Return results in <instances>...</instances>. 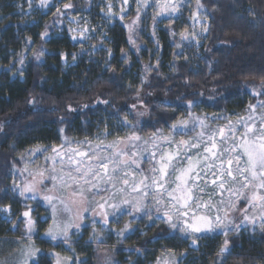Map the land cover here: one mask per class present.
Wrapping results in <instances>:
<instances>
[{"label": "trees", "instance_id": "16d2710c", "mask_svg": "<svg viewBox=\"0 0 264 264\" xmlns=\"http://www.w3.org/2000/svg\"><path fill=\"white\" fill-rule=\"evenodd\" d=\"M166 2L161 11L157 0H0V241L32 239L29 264H264L258 216L235 218L227 237H193L146 201L133 215L107 211V224L80 218L67 240L53 241L46 205L12 191L32 149L167 135L181 119L223 122L264 101V0ZM26 211L38 227L30 237Z\"/></svg>", "mask_w": 264, "mask_h": 264}, {"label": "snow or ice", "instance_id": "6c2138e0", "mask_svg": "<svg viewBox=\"0 0 264 264\" xmlns=\"http://www.w3.org/2000/svg\"><path fill=\"white\" fill-rule=\"evenodd\" d=\"M127 2L128 0H124V3ZM142 2L147 4V0ZM40 4L43 7L48 4V0H40ZM29 5L31 6V0ZM157 5L161 11L169 8L166 0L165 3L157 0ZM108 7L111 11V4ZM171 11H177V7L171 5ZM135 23L136 21H133V24ZM256 107V105H250L253 112ZM259 107L264 108V102H261ZM143 114L138 113V115ZM213 119L221 118L213 117ZM195 120L202 131L194 140L177 142L174 137H160L161 142L157 143L158 137L155 135L145 139L132 131L130 135L118 137L107 145L101 142L96 146L97 150H91L90 144V151L70 149L71 155H67V164H65L64 156H60L59 160L53 157V163L60 164L61 168L57 173L53 167L50 179L59 181L58 184H53V188L57 189L61 195L44 196L52 207L54 220L53 226L47 230L46 235L53 241L58 237L68 239V229L72 227V224L61 225L56 221V216L58 211H71L64 196V193L69 190L71 197L78 198V200L73 199L71 203L85 205L83 212L95 213L96 209H100L101 211L97 214L103 217L104 224L109 221L107 208L113 209L112 216L118 212L133 215L141 211L140 200L130 201L122 198L119 203H110L118 195L123 196L129 188L132 193H137L141 198L151 197L155 204V211L158 214L162 212L160 218L166 217L170 226L173 229H179L182 233L219 231L227 237L229 231L239 228V225L230 218V213L236 211L242 212L241 223L244 221L254 223L255 219L248 215L249 207L239 209V201L246 202L251 208L260 207L262 210L260 218L264 221V116L260 117L259 124L255 122L254 116L249 115L247 118H239L235 123L228 120L227 125L215 128L205 124L203 119L197 117ZM123 123L129 128H134L127 118ZM187 128L186 120L172 125V130L177 134ZM105 135L110 133L105 130ZM121 144L124 145L123 148L120 147ZM173 144L176 145L175 151L165 150V145L171 149ZM182 148L184 151H181ZM193 150H196L195 161L192 156ZM52 151L56 152V149L53 148ZM105 151L107 154H104ZM57 155L60 154L57 153ZM144 163L151 164L147 171L142 168ZM138 175L140 179L137 181ZM210 176L212 179L209 182ZM118 184L120 187H117ZM208 189L211 190L208 191ZM24 192H34V189L31 185H26L20 194L24 195ZM102 193L109 195L105 198ZM225 193L228 194V199H225ZM205 195L208 196L207 200L204 199ZM98 196L100 200L96 199ZM217 196L219 199L215 200L214 197ZM56 200L62 206L59 210L54 203ZM122 205L128 207L123 208ZM220 213H223V216ZM22 215L29 218L27 232L30 237L34 229V221L30 218L29 212L26 211ZM127 227L128 225L125 226ZM261 228H264V222L261 223ZM228 244L229 241L225 238L221 245V252L227 250ZM37 251L38 249L34 248L25 251L23 253L25 258L19 264H29L30 257Z\"/></svg>", "mask_w": 264, "mask_h": 264}, {"label": "rangeland", "instance_id": "374dc122", "mask_svg": "<svg viewBox=\"0 0 264 264\" xmlns=\"http://www.w3.org/2000/svg\"><path fill=\"white\" fill-rule=\"evenodd\" d=\"M51 0H48V3H50ZM187 3V2H186ZM253 93L255 95L258 94V90L253 89L252 90ZM261 102L264 101H257L255 104H250V105H256V109L253 112L249 108L244 112V114L238 116V117H233L230 118L227 115H220L222 117V119H224L225 117H227L228 119H224V121L222 122L221 120H214L213 117H219V116H208V115H199V116H193V118H191L188 121V128L184 129V130H188L190 132H192V134L189 135V138L183 141H188V140H194V138L196 137V135L202 131V129L200 128L198 122L195 120V118H199V119H203L205 124L212 126L213 128L217 127V126H225L228 123V120H231L233 123H235L239 118L244 117L247 118L249 115H252L255 117V122L257 124H259L260 122V117L264 116V108H260L259 104ZM205 117H207V119H205ZM180 121H185V120H179L178 123ZM187 121V120H186ZM155 136L158 137L157 139V143H160V137H174L175 140L177 142L182 141V140H178L176 138H181V137H176V134L173 130H171L169 132V134L167 135H163V134H155ZM89 144L90 143H86V142H81V143H74V144H70L68 146H64L63 149H56V152H53V149L50 150H46L45 148H38V149H32L29 152V159L25 160L24 163V169L22 170H16L15 171V178L13 180V184H12V191L16 194L19 195L22 191H24L25 186L26 185H31L34 189V192H24V195H21L23 197L26 198H30V199H40L44 205H46V207L49 210V213L51 215V226H53L54 224V220H53V212H52V207L49 204L48 201H46L44 199L45 195H52V196H60L61 193L59 191H57V189L53 188V184L56 183L58 184L59 181H52L50 179L52 173V169L53 167H55L56 172L59 173L61 165L60 164H54L52 158L55 157L57 160L60 159V156H64L65 159V164H67V155H71L70 149H76L79 151H90L89 148ZM101 143H95V144H90L91 145V150H97L96 146L100 145ZM104 145V144H103ZM123 144L120 145V147L122 148ZM219 146V144H218ZM165 150L166 151H175L176 149V145L173 144L171 149H168L167 146L165 145ZM181 151H184V149L182 148ZM202 152V150H201ZM57 153H59L60 155H57ZM104 154H107V152L105 151ZM192 156H193V161L196 160V150L192 151ZM37 159L39 160L38 164H35L34 161H37ZM77 159H82L81 157H77ZM211 162V161H209ZM243 163V162H242ZM217 164H219V161H217ZM147 170L151 167L150 163H144L143 164ZM233 167L235 168V165H233ZM27 173V174H26ZM40 173H43V175H40ZM137 181L140 179L139 175L136 177ZM212 179V177H208V180L210 182V180ZM117 187H120V185L118 184ZM50 190V191H48ZM211 189H208V191H210ZM102 195L107 198L108 193H102ZM33 196L35 198H33ZM64 196L66 198V200L69 203V207L71 208L70 212H63V211H58L57 216H56V221L58 223H60L61 225L66 224V223H71L72 227H74L77 224H80V218H89V217H102L100 215H98L97 213H99L101 210L100 209H96V212H83V208L85 205L80 204V203H76L73 204L71 203V201L73 199H77L78 198H73L70 195V190L66 193H64ZM119 199L122 198H127L130 201L132 200H140L141 205H144L145 203H148L146 201H149L151 204V207L155 208V204L154 201L152 200L151 197H147V198H141L140 196H138L137 193H132L130 188L123 194V196H119ZM97 200H100V197H96ZM204 199L207 200L208 196L205 195ZM215 200H218L219 197H214ZM225 199H228V194L225 193ZM235 199V198H233ZM116 200V199H115ZM116 201L112 200L110 201V203H115ZM120 202V201H119ZM117 202V203H119ZM54 203H56L57 205V209H61L62 206L60 205L59 201L56 200L54 201ZM244 204H246V202L244 201H239L238 202V208L239 209H244ZM124 207H127L126 205H122ZM249 207V206H248ZM249 207V212L248 215L250 217H254V216H258L261 217V209L260 207H256V208H251ZM108 212L111 210V208H107L106 209ZM162 214V212L160 213ZM215 213L213 212V215ZM221 216H223V213H220ZM242 215L241 211H236V212H232L230 213V218H232L234 220L235 223V218H237L238 216ZM242 217V216H241ZM28 218V217H27ZM103 218V217H102ZM261 218H259L260 220ZM173 220H175V217H173ZM33 221V220H32ZM262 221V220H261ZM49 227V228H50ZM70 227L68 229V231L72 228ZM231 227V226H230ZM48 228V229H49ZM47 229V230H48ZM46 230V233H47ZM38 232V227L34 226V229L32 231V233ZM190 234L191 236L195 237V236H199L202 234H206V233H212V232H202V233H190V232H185ZM31 248H34V244L32 242V239H28L26 241H23L22 239H8V240H4L3 239L0 241V264H19L20 261H22L25 257L23 255V253ZM58 264H65V261L62 257L58 256ZM161 264H172V260L170 257L166 256L163 258Z\"/></svg>", "mask_w": 264, "mask_h": 264}]
</instances>
